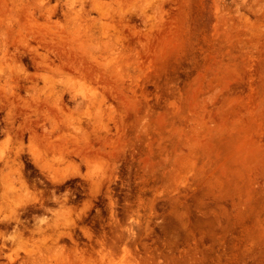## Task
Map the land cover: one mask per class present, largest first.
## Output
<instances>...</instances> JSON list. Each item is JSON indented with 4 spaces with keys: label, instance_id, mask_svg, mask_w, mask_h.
<instances>
[{
    "label": "rangeland",
    "instance_id": "1",
    "mask_svg": "<svg viewBox=\"0 0 264 264\" xmlns=\"http://www.w3.org/2000/svg\"><path fill=\"white\" fill-rule=\"evenodd\" d=\"M0 264H264V0H0Z\"/></svg>",
    "mask_w": 264,
    "mask_h": 264
}]
</instances>
